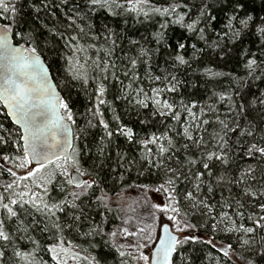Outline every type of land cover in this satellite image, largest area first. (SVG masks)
I'll return each instance as SVG.
<instances>
[{"label": "snow or ice", "instance_id": "obj_1", "mask_svg": "<svg viewBox=\"0 0 264 264\" xmlns=\"http://www.w3.org/2000/svg\"><path fill=\"white\" fill-rule=\"evenodd\" d=\"M255 5L0 0V177H10L0 180V264H212L211 250L230 264H264V91L218 92L231 72L192 68L205 49L221 59L235 50L248 78H264V16L253 15ZM102 14L103 25L92 22ZM111 17L132 18L145 32L117 31ZM193 36L205 47L193 43L189 56ZM248 37L255 51L243 47ZM50 45L64 61L66 97L41 63ZM189 69L211 86L206 100L186 95ZM74 88L89 100L82 127ZM109 180L124 185L118 196L139 190L141 211L113 208ZM221 233L227 242L216 241Z\"/></svg>", "mask_w": 264, "mask_h": 264}, {"label": "trees", "instance_id": "obj_2", "mask_svg": "<svg viewBox=\"0 0 264 264\" xmlns=\"http://www.w3.org/2000/svg\"><path fill=\"white\" fill-rule=\"evenodd\" d=\"M59 2V0H57V3ZM209 2H212V0H209ZM259 3L260 0H256V12L253 13V15H260V16H264V12H260L259 10ZM93 23L97 24V25H103L105 20L103 18V14L102 15H97L93 21ZM108 23L110 25V27H112L113 29L120 31L123 28H128L130 31H136L137 35L138 34H143L145 32V28L142 24L140 23H136L134 19L129 18L127 21V24L124 23V19L123 18H116V17H111L108 19ZM175 27V26H174ZM180 31H182L181 29H179L178 27L176 28V32L179 33ZM18 39V38H16ZM212 39H215V36H212ZM256 38L255 37H248L245 38V40L242 42L243 47H250L252 48L253 51H255V46L250 42V41H254ZM22 42V41H21ZM211 42V41H209ZM55 40H53V45H55ZM186 43L189 45L188 48V55L190 56L192 54V49H191V45L193 43L197 44V47L199 48H204V43L203 41H198L196 37H192L191 39H189L188 41H186ZM237 47H240V45H238ZM41 55L44 58V60L46 61L48 68L50 69V72L52 74V77L54 79L55 82L60 81L63 85V90L61 93H64V95L62 94L63 97H65L67 95V89L65 87V81H66V77H65V73L63 70V65H64V61L62 59L59 58L58 54H57V49L55 47H53L52 45L45 47L42 49L41 51ZM221 53L219 52H213L211 49H205V55L203 57V61L201 62L200 65L197 64H193L192 68L195 69L197 67H213L215 68L217 71H223V72H231L232 73V78H225V77H221L219 78V84L216 85V91L220 92V91H225V90H240L243 93H248V92H257V90H261L264 91V78L261 79H250L247 77V72L242 68V66L240 64L237 63V59H236V51L233 50L232 53H230L228 56H225L224 59H221ZM209 61H212V63H209ZM257 76H261V72H257L256 73ZM182 78H185L187 80L190 81V84L186 90V95L190 94L192 96V98L194 99H198L200 101H204L207 99V96L210 93L206 92V87H211L210 85H205V77L201 76L198 72H193L192 69L188 70V75L186 77L182 76ZM241 78H243V83H238V81L241 80ZM72 97L73 100H76L77 103L74 105V110L77 111V122L79 123V121H84L83 117L81 114L84 113V107L85 104L87 102H89L88 98L83 94L80 93L79 96H77V89H73L72 90ZM249 99H251V96L248 97ZM117 107V111L119 113L123 112V105H121L119 102H117L116 104ZM217 108L219 110L220 113H224L226 111V107L225 106H221V105H217ZM0 111H4L3 108L0 105ZM112 114L111 113H107L106 114V118L107 119H111ZM125 120L127 119V117H124ZM0 120H4L3 116H0ZM6 124L10 123V120L4 121ZM75 130V129H74ZM211 131V129H209ZM90 133L92 134H96L97 136L99 135V130L98 129H91ZM143 134V133H142ZM89 140H91V135L88 138ZM88 141H86L83 137L77 141L76 143L80 146H82L84 143H86ZM248 163H254L253 161H248ZM132 176H135V173H133ZM5 179H10V177L4 176V177H0V180H5ZM133 179H135V177H133ZM139 183H149V181L141 178L140 181H138ZM129 183H133L130 182ZM114 186V183L109 180L108 182V189H111ZM135 190L129 189V192H127L126 194L130 195L131 197H135L136 199L138 198V193L135 194ZM135 194V195H132ZM227 194V193H225ZM131 198V200L133 199ZM218 198V197H217ZM113 208L117 209V207L113 206ZM200 235L204 236L206 235L204 230H200ZM216 241L220 242H227L224 241V237H216ZM86 246V245H85ZM187 248H204V246L202 245H187ZM106 250V249H105ZM97 251H99V249H97ZM204 251L207 252L209 251L207 248H204ZM214 251V250H212ZM199 253H197L198 255ZM46 259H50V257H45ZM226 262L228 264H230L229 261H227V259L225 258ZM196 264H201L200 260L196 261ZM203 264H209V261L207 259H205L203 261Z\"/></svg>", "mask_w": 264, "mask_h": 264}, {"label": "rangeland", "instance_id": "obj_3", "mask_svg": "<svg viewBox=\"0 0 264 264\" xmlns=\"http://www.w3.org/2000/svg\"><path fill=\"white\" fill-rule=\"evenodd\" d=\"M60 92H64V88H63V85L60 81H57L56 82ZM64 95V93H62ZM66 97V96H65ZM109 99H111V97H109ZM89 106V102H87L85 104V107H84V110L86 107ZM85 123V121H79L78 125L79 126H83ZM34 166V165H32ZM20 174H23V173H20ZM133 177L135 176H132L131 179H127V183L128 184H131L129 183L130 182H134L135 179H133ZM85 179H87V177H85ZM124 185L122 184H114V186L109 189V195L113 197V202H112V207L115 206L117 207V209L121 210L122 212L126 211L128 212V214H132L133 210H135L136 212H140L141 209L140 207L134 203L135 200H137L138 198H140L142 196V193L139 191V190H136L135 191V194L138 193V198L136 199L135 197H131L130 195L126 194L127 192H129V189L127 190V192L123 193L122 196H118L119 193H121V187H123ZM132 190H135V189H132ZM135 194H132V195H135ZM149 196L152 197L153 201H156V202H160L162 197L154 192L152 193H148ZM131 198H133L131 200ZM195 222V221H193ZM171 226V225H170ZM203 230V229H201ZM216 237H224V234L221 233L219 235H217ZM208 252V251H207ZM206 252V253H207ZM211 256H212V264H216V261H219V264H228L225 260V258L223 257V254L220 253V252H217L216 250L212 251L211 250Z\"/></svg>", "mask_w": 264, "mask_h": 264}, {"label": "water", "instance_id": "obj_4", "mask_svg": "<svg viewBox=\"0 0 264 264\" xmlns=\"http://www.w3.org/2000/svg\"><path fill=\"white\" fill-rule=\"evenodd\" d=\"M41 63L48 69V72H47V77H48V82L53 85L55 88H56V91L59 93L60 96H62V93L60 92L56 82L54 81L53 77H52V74L50 72V69L48 68V65L46 63V61L44 60V58L42 57L41 55ZM1 107L3 108V105H1ZM4 110V109H3ZM171 227V226H170Z\"/></svg>", "mask_w": 264, "mask_h": 264}]
</instances>
